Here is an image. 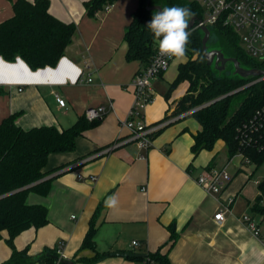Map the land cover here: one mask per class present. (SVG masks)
<instances>
[{
	"label": "crops",
	"instance_id": "obj_1",
	"mask_svg": "<svg viewBox=\"0 0 264 264\" xmlns=\"http://www.w3.org/2000/svg\"><path fill=\"white\" fill-rule=\"evenodd\" d=\"M15 1L0 0V23L14 15ZM49 1L53 16L76 24L73 42L55 67L32 70L22 59L8 62L0 56V122L19 112L17 124L24 129L45 125L62 129L73 125L90 106L103 105L109 111L77 138L74 151L49 156L45 169L51 173L49 193H30L27 198L29 204L46 206L49 223L22 232L15 246L28 248L31 255L52 248L74 264H86L79 259L90 258L94 252L80 251V247L95 211L103 204L96 219V246L107 257L93 264H136L111 253L158 249L168 254L171 264H264V245L242 221L244 215L256 218L249 200L248 208H236L237 191L250 180L247 174H253L254 165L238 161L233 165L235 177L246 179L244 184L240 178L232 184L233 175L223 192L222 201L229 197L234 201L222 224L214 218L221 207L219 200L196 181L211 162L213 167H223L229 155L218 157V148L226 146L222 140L213 150L193 155L200 125L192 116L174 115L188 82H181L166 97L178 66L187 57L172 61L164 74L151 81L155 96L143 111L144 121L164 126L149 149H140L129 142L131 133L121 125L134 100L130 84L145 67L140 61H127L124 40L140 0H116L110 10L93 17L85 9L88 0ZM87 76L92 82L86 81ZM57 97L65 100L64 106ZM113 195L118 203L108 208L105 201ZM173 232L176 242L171 247ZM7 238L5 231L0 238V262L11 255ZM135 240L139 246L132 245Z\"/></svg>",
	"mask_w": 264,
	"mask_h": 264
},
{
	"label": "trees",
	"instance_id": "obj_2",
	"mask_svg": "<svg viewBox=\"0 0 264 264\" xmlns=\"http://www.w3.org/2000/svg\"><path fill=\"white\" fill-rule=\"evenodd\" d=\"M115 1L88 0L85 2L87 15L93 17ZM49 6V0H16L13 3L14 15L0 23V56L5 61L22 59L32 70L58 64L73 42L77 26L53 16ZM150 6L188 7L193 13L190 20L195 18L198 21L204 15L198 0H151ZM156 11L147 8V0H140L124 36L128 45L127 61H140L146 66L155 56L158 42L146 25ZM188 31L191 35L187 44V61L178 66L177 77L170 84L166 97L181 82L189 83L174 115L194 110L188 116L196 119L200 130L194 135L193 155L196 157L203 150H213L222 140L230 157L242 153L258 168L264 162V147L258 148L247 140L246 124L264 106V80L250 84L254 79L246 80L229 73L219 75L205 60L201 30L192 28ZM210 32L209 42L222 49L226 56L238 59L246 68L264 69V60L248 55L239 35L231 27L216 23L210 26ZM18 116L19 112L13 113L0 122V238L6 231V243L11 249L10 257L0 264H61L55 258L60 256L55 249L44 248L40 254L31 255L28 248L18 249L14 241L25 230L39 229L49 223L46 206L29 204L27 200L30 193L41 196L49 193L50 172L45 170L49 156L74 151L77 138L101 119L89 121L83 115L67 128L45 125L24 129L17 124ZM213 166L214 161L207 169ZM257 187L256 199L248 203L254 215L264 217V179L257 182ZM102 207L103 204L99 205L95 211L80 247V251H93L94 256L80 258L82 263L93 264L107 257L96 246V219ZM175 242L173 232L171 247ZM142 254L145 255L127 259L136 264H171L168 254L162 253L161 249Z\"/></svg>",
	"mask_w": 264,
	"mask_h": 264
},
{
	"label": "built area",
	"instance_id": "obj_3",
	"mask_svg": "<svg viewBox=\"0 0 264 264\" xmlns=\"http://www.w3.org/2000/svg\"><path fill=\"white\" fill-rule=\"evenodd\" d=\"M198 1L204 10V15L202 19L195 22L194 29L210 28L216 23L229 26L239 35L241 45L248 55L264 60V0ZM112 6L113 4L107 5L104 10L108 11ZM172 61L173 59L168 57H161L157 46L153 59L134 76L130 84L133 89L134 100L127 117L122 121L121 125L126 127L131 133L129 142L136 143L140 149H149L153 145V136L164 126L146 123L143 111L147 105L153 102L155 96L151 81L164 74L169 69ZM81 77L84 78V74H81ZM92 80L91 76H87L86 81L92 82ZM261 80H264V78H260L258 81ZM57 101L61 106L65 105V100L57 97ZM108 111L109 108L103 105L90 106L85 110L84 115L87 120L93 121L104 118ZM192 111L183 114L188 115ZM246 131V138L250 143H253L258 148L264 147V106L246 124ZM235 160L240 162L241 165L250 164L248 158H244L242 153H237L230 157L223 167L205 169L196 179L199 186L207 194L215 196L221 204L219 211L214 216L218 224L223 223L224 214L230 211V205L234 201V197H229L224 202L221 197L232 181L233 176L229 173L228 166ZM92 180L95 181L96 178ZM242 221L252 232L253 236L264 245V217L260 216V219L256 220L251 215H244ZM132 245L139 246L140 242L135 240Z\"/></svg>",
	"mask_w": 264,
	"mask_h": 264
},
{
	"label": "clouds",
	"instance_id": "obj_4",
	"mask_svg": "<svg viewBox=\"0 0 264 264\" xmlns=\"http://www.w3.org/2000/svg\"><path fill=\"white\" fill-rule=\"evenodd\" d=\"M192 15L190 8L182 6H166L153 13L146 27L158 42L161 57H168L174 62L186 59L187 44L191 35L188 31L189 20ZM117 203V198L113 195L106 199L105 206L112 208Z\"/></svg>",
	"mask_w": 264,
	"mask_h": 264
},
{
	"label": "water",
	"instance_id": "obj_5",
	"mask_svg": "<svg viewBox=\"0 0 264 264\" xmlns=\"http://www.w3.org/2000/svg\"><path fill=\"white\" fill-rule=\"evenodd\" d=\"M151 0H147V8L149 10H160L161 6H150ZM196 19L192 18L189 21V29H192L195 24ZM201 32L203 33L202 38V47H203V55L205 57V60L209 66H211L215 71L218 72L219 75H222L226 68L229 65L233 66V71L231 72L232 76H239L243 79H254L250 84H253L257 82L260 78H264V69H258V68H246L244 67L241 62L234 58L226 56L225 53L222 51V49L212 45L210 41V28L204 27L201 29ZM248 84V85H250ZM242 89V88H240ZM240 89L236 90L239 91ZM234 91V92H236ZM231 92V93H234ZM111 255L114 256H122V257H141L145 254L142 253H135V252H122V251H115L112 252ZM55 258L59 261L61 264H74L73 261L62 258L61 256H55Z\"/></svg>",
	"mask_w": 264,
	"mask_h": 264
},
{
	"label": "rangeland",
	"instance_id": "obj_6",
	"mask_svg": "<svg viewBox=\"0 0 264 264\" xmlns=\"http://www.w3.org/2000/svg\"><path fill=\"white\" fill-rule=\"evenodd\" d=\"M213 45V44H212ZM175 63H178V62H174L173 61V64ZM233 66L232 65H229L226 70L224 71V73H229L231 74V72L233 71ZM193 118V117H192ZM194 120V122H196V124H198V122L196 121V119H192ZM218 152H219V156L218 157H226L227 158V149H226V146L223 145V147L221 148H218ZM230 158V156H229ZM228 158V159H229ZM237 160H235L234 162L230 163V165L228 166V171L229 173L234 177H235V167L233 166L235 164ZM246 166H249V165H246ZM253 174L252 173H249L247 174V176L250 178V180L248 182L245 183V176L242 177L241 175H238L237 177H235L232 181V184L237 182L238 178H240V180L242 181V184H244V187L237 191L239 194L237 195V200H236V208H248V205H247V201H254L258 195V187H257V182L258 181H261L264 179V162L258 167L256 168L254 166L253 168ZM252 174V175H251ZM241 184V185H242ZM258 216V217H257ZM259 215H256V219H259Z\"/></svg>",
	"mask_w": 264,
	"mask_h": 264
}]
</instances>
